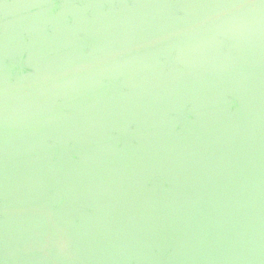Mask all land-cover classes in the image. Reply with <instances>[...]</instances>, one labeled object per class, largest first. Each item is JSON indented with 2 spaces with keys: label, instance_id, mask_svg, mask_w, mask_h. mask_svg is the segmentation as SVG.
Wrapping results in <instances>:
<instances>
[{
  "label": "water",
  "instance_id": "obj_1",
  "mask_svg": "<svg viewBox=\"0 0 264 264\" xmlns=\"http://www.w3.org/2000/svg\"><path fill=\"white\" fill-rule=\"evenodd\" d=\"M0 264H264V0H0Z\"/></svg>",
  "mask_w": 264,
  "mask_h": 264
}]
</instances>
